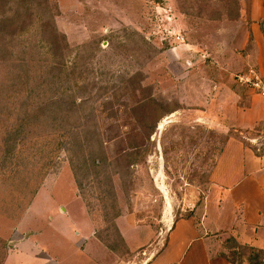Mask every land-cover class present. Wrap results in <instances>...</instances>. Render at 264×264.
Here are the masks:
<instances>
[{"label":"rangeland","instance_id":"1","mask_svg":"<svg viewBox=\"0 0 264 264\" xmlns=\"http://www.w3.org/2000/svg\"><path fill=\"white\" fill-rule=\"evenodd\" d=\"M18 1L0 0V20ZM239 1L47 0L19 35L0 26V264L25 234L52 233L33 214L56 225L77 200L112 264H146L167 219L199 221L229 138L264 152V124L225 129L189 106L195 74L252 91L238 81L252 65L227 69L253 48L231 25Z\"/></svg>","mask_w":264,"mask_h":264},{"label":"crops","instance_id":"2","mask_svg":"<svg viewBox=\"0 0 264 264\" xmlns=\"http://www.w3.org/2000/svg\"><path fill=\"white\" fill-rule=\"evenodd\" d=\"M263 3L264 0L239 1L240 8L231 25L238 29L237 37L242 43H250L253 48L248 52L245 46L237 52L232 50L233 58L227 69L243 71L245 66L257 64L264 79ZM189 78L188 96L193 102L189 106L206 108L211 118L208 122L214 117L215 124L240 130L256 129L264 124L263 96L241 85L231 86L229 79L225 85H219L210 78L199 76L198 79V74ZM210 182L199 221L196 215L167 219L166 245L146 264H236L228 260L231 253L228 240H234L244 249L241 260H237L239 264H247L251 252L261 253L259 262L264 264V152L256 154L239 140L229 138L216 161ZM77 202L79 205L71 212L67 208L62 211L61 205L68 207V204L59 202L62 212L56 225L52 224L51 215L37 217L33 214L29 220L45 223L52 233L43 237V229L38 227L25 234L14 243L3 264H112L111 253L101 245L81 201ZM77 217L83 219L80 224L74 222ZM124 238L129 250L134 251L137 245H130Z\"/></svg>","mask_w":264,"mask_h":264},{"label":"trees","instance_id":"3","mask_svg":"<svg viewBox=\"0 0 264 264\" xmlns=\"http://www.w3.org/2000/svg\"><path fill=\"white\" fill-rule=\"evenodd\" d=\"M46 1L47 0L43 1L44 2L43 3L41 0H38V1L37 0H19L16 3V10L13 12L11 11V14L9 16L0 20V26L5 27L6 25V27L8 26L13 27V31H16V33L19 35V32L22 33L26 30V27H25L26 22L32 19V16L34 15L32 11H34L37 8L40 9L43 6V4L46 3ZM34 2L36 3V6H33ZM263 8H264V3H263ZM37 13H40L43 16V15H47L49 12L45 10H43V12H40V10H37ZM44 22L45 21L42 20V26H47V23H44ZM261 29L264 32V19L261 22ZM18 78L19 76H17L14 79L18 80ZM228 243L231 246L230 248L231 253L229 254L228 260L231 263L239 264V261L241 260V256L244 253L243 252L244 249H240L241 247L238 244H236L234 240H228ZM260 254L251 252V254H249V256L247 257V264H263L259 262Z\"/></svg>","mask_w":264,"mask_h":264},{"label":"built area","instance_id":"4","mask_svg":"<svg viewBox=\"0 0 264 264\" xmlns=\"http://www.w3.org/2000/svg\"><path fill=\"white\" fill-rule=\"evenodd\" d=\"M242 73L243 75L238 77V81L247 88L252 89V91L256 92L257 94L264 96V81H262L260 75L254 71V67H249ZM254 142L255 139L252 140V143Z\"/></svg>","mask_w":264,"mask_h":264}]
</instances>
